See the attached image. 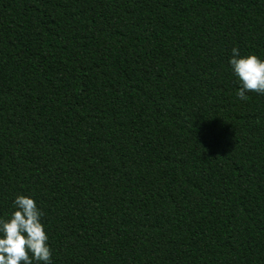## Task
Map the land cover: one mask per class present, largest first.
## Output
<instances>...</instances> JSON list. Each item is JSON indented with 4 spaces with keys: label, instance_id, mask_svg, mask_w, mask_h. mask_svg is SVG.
<instances>
[{
    "label": "trees",
    "instance_id": "1",
    "mask_svg": "<svg viewBox=\"0 0 264 264\" xmlns=\"http://www.w3.org/2000/svg\"><path fill=\"white\" fill-rule=\"evenodd\" d=\"M264 0H0V217L51 264H264Z\"/></svg>",
    "mask_w": 264,
    "mask_h": 264
},
{
    "label": "clouds",
    "instance_id": "2",
    "mask_svg": "<svg viewBox=\"0 0 264 264\" xmlns=\"http://www.w3.org/2000/svg\"><path fill=\"white\" fill-rule=\"evenodd\" d=\"M228 64L239 81L236 96L240 100L248 99L247 92L264 95V58L255 53L241 55L233 47ZM12 205L7 217H0V264H51L43 212L29 195L17 194Z\"/></svg>",
    "mask_w": 264,
    "mask_h": 264
}]
</instances>
